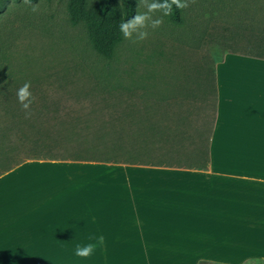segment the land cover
I'll list each match as a JSON object with an SVG mask.
<instances>
[{
  "label": "rangeland",
  "instance_id": "1",
  "mask_svg": "<svg viewBox=\"0 0 264 264\" xmlns=\"http://www.w3.org/2000/svg\"><path fill=\"white\" fill-rule=\"evenodd\" d=\"M67 3L8 0L0 13V178L8 175V183L15 184L18 195L8 205V227L13 230L8 231V255L0 263L157 264L156 259L167 260L170 250H161V258L151 250L141 254L136 249L137 239L127 236L120 242L108 240L110 245H105L103 238V245L89 259L74 255L77 245L94 243L101 233H108L109 228L95 224L102 213L124 209L125 218L118 219V225L143 228L132 210L137 206L150 214V207L143 206L150 193L142 191L140 198L133 190L134 183L145 180L154 181L151 188L161 193L176 189L180 191L174 192L183 195L169 193L165 199V208L182 217L163 219L159 215L165 208L157 206L154 199L157 217L145 221L156 231L195 228L203 223L205 234L199 237L206 245L205 257L211 261L200 264H217L213 261L219 257L229 258L228 248L213 253L207 245L211 246L214 229L227 230L232 221L243 220L231 218L228 210L235 200L238 206L243 205L245 197L241 195L240 201L237 195L229 197L225 192L235 188L244 192V186L229 185L227 177L247 174L231 168L237 162L236 155L210 152L213 106H205L206 112L193 106L191 112L197 114L186 120V116H179L183 115L179 107L166 105L158 97H143L148 91L138 78L143 71H153L156 78L162 71L167 73L168 65L186 76L208 58L214 65L230 53L264 58V0H195L181 10L180 23L165 16L159 28L148 29L146 40L134 43L124 38L112 60L93 50L83 24L72 25ZM137 11H146L140 0ZM160 16L159 12L154 14V18ZM188 62L195 63V68ZM109 75L116 79L104 91L98 86L99 79ZM134 76H138L136 82ZM28 81L34 99L31 115L26 118L16 93ZM110 136L120 139L117 143L107 140ZM112 147L123 154L134 151L135 160L104 156ZM196 152L204 155L196 157ZM36 170H53L47 177L54 181L53 188L41 196L27 191L33 190L36 180L17 185ZM254 172L261 176V172ZM164 181L177 184L162 190ZM53 193L59 200L72 194L78 200L89 195L91 201L82 199L58 207L60 222L64 216L73 221L57 227L52 224L54 217L44 219L45 208L39 201ZM37 208L41 210L36 212ZM206 214L217 216L198 217ZM103 221V225L109 221V227L114 226L113 219ZM178 234L169 237H178L174 249H182L181 254L185 248L192 249L191 245L197 247L193 239L188 241L186 235Z\"/></svg>",
  "mask_w": 264,
  "mask_h": 264
},
{
  "label": "crops",
  "instance_id": "2",
  "mask_svg": "<svg viewBox=\"0 0 264 264\" xmlns=\"http://www.w3.org/2000/svg\"><path fill=\"white\" fill-rule=\"evenodd\" d=\"M211 63L212 59L208 58L206 64L204 63L203 66L197 67L194 71L192 69V72H188L186 76L180 73L179 70L171 69L170 65H168L167 73L162 71L160 72L161 75L157 74L156 78L153 75V71H143L145 72L143 74H148V79L143 81L148 86V89L151 90L148 96L150 98L160 97V99L163 97L166 105L173 104L172 102L176 98L184 99L185 104L189 105V101L194 100L191 94L195 93V105L198 106V109L200 108V112L205 111L204 109L207 108L205 106H213L215 119L210 140V152L215 155H236L237 162H234V167L231 168H239L245 171L247 175L227 177L229 185L244 186V192L238 191L237 188L234 190L229 189L225 192L229 197L234 195H237L239 199L241 195L245 197L242 200L244 202L243 205L238 206L236 204L238 200H235L230 204L233 207L228 210L231 218L243 220L232 221V225L227 230L221 231L220 227L214 229L215 234L212 236L211 246L207 245V247L212 249L213 253L215 251L218 253L226 248L229 249L228 254L230 257L224 259L217 257L218 259L213 261L217 264H264V59L230 53L225 56L223 61L218 60L214 65H211ZM192 64L195 66V63L188 62L189 66H193ZM178 88L183 91V95L178 96ZM188 92L190 93L189 95ZM185 96L187 98H184ZM210 99L211 101L208 104L206 100ZM53 170L45 173L36 170L35 175L27 173V179L20 181L21 183L17 185H25L33 179L34 182L36 180L35 186L33 190H27L28 192L34 191L40 196L45 191L49 193L53 188L54 181H49L47 177L53 174ZM254 171L261 172V176L254 174ZM153 184H155L154 181L145 180L140 184L134 183L133 187V190L136 191L135 194H138L140 198L142 197L140 196L142 191L150 193L149 200L145 199L143 201L144 208L150 207V214H145L137 206H135L136 209L132 210L133 218L137 219V223H143V228L119 226L118 219L125 218L124 209L115 211L112 214L102 213L100 217H97L101 219L99 223H95L98 227L109 228L108 233L107 231L105 234L101 233V237L107 240L105 245H110L108 240L120 242L127 236L128 238L137 239L139 244H137L136 249H140L142 251L140 252L141 254L143 251L151 250L156 252V256L161 258L162 254H164L161 250H170L167 260L162 258V261L159 262V259H156L158 261L157 264H200L204 261H211L205 257L206 245L201 240L202 236L199 237V235L205 234L203 223L202 226L195 228L177 227V229L156 231V227L145 221V218L154 219L157 217L158 213L154 206V199H156L157 206L165 208L168 205L165 201L167 194L173 193L183 196L181 193L174 192L180 191L176 189H169L165 193H161L157 189L151 188ZM173 184L177 183L175 181H164L163 185L165 188L162 190H166ZM135 185L143 187L138 189L135 188ZM13 186L15 187V184L12 182L8 183V175L0 178V259L8 255V231L13 230V228L8 227V205L16 201V196H18L15 194L16 188L13 189ZM134 191L133 195L136 197L137 195L134 194ZM55 197L56 194L53 193L39 201L43 203L45 208L42 209L45 212L44 219L50 216L54 217L55 220L52 224L57 225V227L71 225V221H73L68 216H64V221L60 222L62 218L57 214L58 211L56 210H58V207H65L67 202L75 201L76 203L82 199L90 200L89 195L85 198L81 197L79 200L72 194L63 195V200L55 199ZM258 203L260 205H257ZM153 207L155 210L152 209ZM37 209L36 212L41 210L40 208ZM217 210L215 209V211ZM28 214L35 213L28 212ZM160 214L162 215L159 216L163 219L182 217V215L174 214L166 208L162 209ZM211 216L217 215L206 214L198 217L210 218ZM109 219H113V227H109V221H105L106 224L103 225V220ZM140 219H143V222ZM46 224L49 225V221ZM64 229L67 230L66 228ZM110 230L112 231L110 232ZM172 233H179L178 235L183 233L187 236L186 240L190 241L193 239V242H197V247L191 245L193 246L192 249L185 248L184 250L187 251H183V254H181L182 249H174L175 243L173 242L178 237L170 238L169 236ZM114 247L117 248L118 246ZM199 251L201 253L196 256L194 253H199Z\"/></svg>",
  "mask_w": 264,
  "mask_h": 264
},
{
  "label": "trees",
  "instance_id": "3",
  "mask_svg": "<svg viewBox=\"0 0 264 264\" xmlns=\"http://www.w3.org/2000/svg\"><path fill=\"white\" fill-rule=\"evenodd\" d=\"M47 1L50 2L52 0H47ZM7 2L8 0H0V13L3 12L4 8H6L5 6ZM36 2L37 0H30V3L32 4ZM67 10L73 26H78L80 24H83L85 26L88 34V40L93 50L100 57L106 60H112L116 55V51L118 47L121 45V43L124 40L123 34L119 31V25L121 21H126L128 19H131L136 14L137 0H68ZM180 13L181 10L176 9L175 6H173V11L168 17L174 22L180 23L181 22ZM260 59H264V58H260ZM123 77L124 76H121V78ZM137 77L138 76H134L133 77L134 79L132 80L136 82L135 79ZM115 79H116L115 75L106 76L103 81L99 79L101 83H98V86L102 90L108 91L111 88ZM138 79L139 80L148 79V74H142L139 76ZM143 80H142V84H143L142 88L143 90L148 91L145 92L143 97L150 98L148 94L151 90L148 89V86L145 84ZM189 94L190 93L188 92V95ZM180 95H183V91H181L178 88V96ZM191 95L194 97L195 100L196 94L192 93ZM187 96H185L184 98H187ZM161 99L164 101L165 98L161 97ZM194 100L189 101V105H186L184 99L176 98L174 101L172 100L173 101L172 103L173 105L180 108L179 111L182 112L183 115H179V116H186L185 118L186 120H188V116L195 114L191 112V108L195 106V109H198V106L195 105L196 103ZM210 101L211 99L206 100L208 104L210 103ZM211 135L212 132L208 139L209 142L211 140ZM110 137L111 138L107 140H112L115 141L116 143L120 139V137L118 136H110ZM113 137H117V138H113ZM117 149L118 148L113 149L112 147L111 150H106L104 152V156L112 155L115 156V158H124V159L130 157L132 160H135V155H132L134 154V151L131 150L125 151L126 154H123L121 153L122 152L121 149L118 150ZM78 153H82V152H76V154ZM201 155H204V152H196L194 154V156L196 157Z\"/></svg>",
  "mask_w": 264,
  "mask_h": 264
},
{
  "label": "clouds",
  "instance_id": "4",
  "mask_svg": "<svg viewBox=\"0 0 264 264\" xmlns=\"http://www.w3.org/2000/svg\"><path fill=\"white\" fill-rule=\"evenodd\" d=\"M25 2H27V0H25ZM140 3L144 6L146 5V11H137L131 19L121 21L119 25V31L123 34L124 38L132 40L134 43L146 40L149 37V28L152 30L159 28L163 24V17L169 16L172 13L173 6L178 10H183L189 7L191 3H195V0H151L150 3L148 0H140ZM32 8L33 11L36 10V6ZM157 12H159L161 16L154 18V14ZM30 89L31 82L28 81L25 82L16 93L17 101L22 106V110L25 111L26 118L31 115V104L34 99ZM89 239L94 238L90 237ZM103 243L104 241L101 237L94 243L77 245L74 255L80 259H89Z\"/></svg>",
  "mask_w": 264,
  "mask_h": 264
}]
</instances>
